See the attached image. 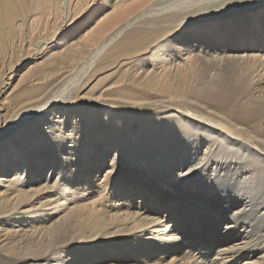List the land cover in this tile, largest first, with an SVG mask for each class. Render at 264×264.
I'll return each mask as SVG.
<instances>
[{"label": "bare ground", "instance_id": "bare-ground-1", "mask_svg": "<svg viewBox=\"0 0 264 264\" xmlns=\"http://www.w3.org/2000/svg\"><path fill=\"white\" fill-rule=\"evenodd\" d=\"M0 264H264V0H0Z\"/></svg>", "mask_w": 264, "mask_h": 264}, {"label": "rangeland", "instance_id": "rangeland-1", "mask_svg": "<svg viewBox=\"0 0 264 264\" xmlns=\"http://www.w3.org/2000/svg\"><path fill=\"white\" fill-rule=\"evenodd\" d=\"M148 151V150H147ZM148 154H149V151H148ZM147 156V155H146ZM131 191V190H130ZM133 192V191H132ZM130 196H132V193H131V195ZM185 218H187V217H185ZM197 218H200V217H197ZM197 221H199V220H197ZM171 224H174L175 223V227H177L178 228V226L181 224L180 223V221L179 220H177V221H174V222H170ZM198 223V222H197ZM186 226V225H185ZM196 227V226H195ZM191 238V240H193V238H192V236L190 237ZM199 237L197 236V237H195L194 239L196 240V239H198ZM200 247H201V249L202 250H204L205 252H207L208 253V255H212V258H214V255H213V253H214V251H215V249L214 248H212L211 246H207L205 243H201L200 245H199ZM210 249V250H209Z\"/></svg>", "mask_w": 264, "mask_h": 264}]
</instances>
